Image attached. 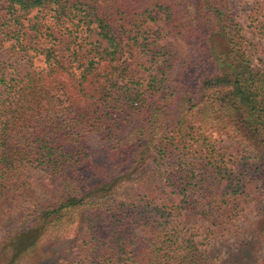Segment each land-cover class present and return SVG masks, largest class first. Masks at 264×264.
Segmentation results:
<instances>
[{
    "label": "trees",
    "instance_id": "obj_1",
    "mask_svg": "<svg viewBox=\"0 0 264 264\" xmlns=\"http://www.w3.org/2000/svg\"><path fill=\"white\" fill-rule=\"evenodd\" d=\"M1 1L7 2L0 15L1 40L12 39L9 50L24 49L26 34L55 37L59 30L64 36L88 31L93 22L106 45L77 71L64 63L55 44L38 43L44 65L33 66L29 55L24 73L15 68L0 73V203L18 204L28 185L24 169L41 168L54 176L80 164L84 150L70 143H81V129H99L111 142L101 177L77 182L42 204L31 224L2 236L0 264L50 258L52 264H206L192 235L181 233L177 215L225 211L250 180L264 182V69L254 66L255 46L228 0ZM260 16L256 25L264 29V7ZM157 19L170 25V32L195 27L214 66L193 77L188 68L173 73L172 54L164 50L167 56L146 80L133 77L125 25L136 29ZM213 34L221 35L223 48ZM70 43L68 51L77 54ZM135 111L142 117L118 134ZM212 129L237 132L243 147L235 152L230 144L217 143ZM145 173L169 182L187 205L147 191L130 200L109 193ZM82 222L87 239L79 258L39 251L40 240L69 236ZM261 232L264 240V209Z\"/></svg>",
    "mask_w": 264,
    "mask_h": 264
},
{
    "label": "rangeland",
    "instance_id": "obj_2",
    "mask_svg": "<svg viewBox=\"0 0 264 264\" xmlns=\"http://www.w3.org/2000/svg\"><path fill=\"white\" fill-rule=\"evenodd\" d=\"M227 1V0H224ZM193 0H190L192 4ZM229 7L234 13L235 19L242 27V33L254 44L255 54L254 66L264 69V29L256 25L261 18L264 0H228ZM6 1L0 2V15H5ZM192 7L189 8V22H192ZM26 22V21H25ZM96 23H91L90 30H75L73 34L68 32L64 36H48L31 38L26 34L24 49L6 48L12 39L1 40L3 34L0 32V73H8L12 68L24 73L29 66L31 55L32 65H44V56L36 51L38 43L55 44L61 59L65 64L71 65L75 70H80L83 64L92 57L97 50L106 45V40L96 33ZM170 25L163 20H147L141 26L134 29L129 24L125 25L124 42L126 43V55L130 66V73L137 79L146 80L155 68L156 62H160L166 55L164 50H169L174 62V72L181 68L191 70V76L198 74L202 68L214 66L211 52L207 48H201L203 35L196 32V28L187 29L183 27L180 31H169ZM2 26L0 25V30ZM26 29V28H25ZM55 28L53 29V31ZM56 33V31L54 32ZM216 46L223 48L225 44L221 35H214ZM137 40L138 43L134 41ZM144 42L151 49L142 50L140 42ZM77 48V54H71L66 44ZM212 45V44H211ZM216 49V47L212 46ZM27 49V50H26ZM152 49H158L154 53ZM191 54V56H190ZM154 55V57H152ZM197 58V59H196ZM198 62V64H193ZM182 64H184L182 66ZM194 72V73H193ZM142 112L132 114L122 123L120 131L124 133L135 121L142 117ZM124 117V115H122ZM221 132V133H219ZM81 143H70L73 146L81 145L84 150V158L80 164L65 168L58 175H51L41 168H28L23 170V177L28 180L24 195L20 197L18 204L10 200L0 203V241L2 236L22 230L31 224L40 210L42 204L53 201L63 192L73 190V186L84 178L100 176L101 163L105 161L106 151L110 145V139L105 138L99 129H81ZM212 135L217 143H226L237 152L238 147H243V138L237 132H224L212 129ZM248 147L247 150H250ZM99 167L97 169V167ZM131 179V178H130ZM263 185L259 179H252L247 183L246 190L235 200H230L227 210H217L209 214L177 215V222L181 233L191 234L198 247L200 258L206 264H264V240L261 232V215L264 209ZM115 196L120 200H130L138 197L143 191L157 194L159 196H171L184 205L181 195L173 192L169 182L165 184L158 177L142 174L137 180L127 181L123 188L120 186L112 188ZM165 191V193H164ZM189 200V198H188ZM179 201H175L178 203ZM227 204L225 202H222ZM184 210V209H183ZM85 211L82 213L84 216ZM84 223H80L77 230L69 236L45 237L40 240L39 251L47 256L59 254L61 251L69 252V258H79L85 248L87 239ZM5 252V251H4ZM2 257V253L0 254ZM40 264H52V259H44Z\"/></svg>",
    "mask_w": 264,
    "mask_h": 264
}]
</instances>
